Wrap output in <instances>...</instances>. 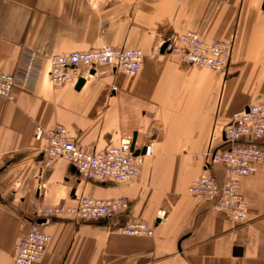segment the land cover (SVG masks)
I'll use <instances>...</instances> for the list:
<instances>
[{"label": "crops", "instance_id": "0c3cea01", "mask_svg": "<svg viewBox=\"0 0 264 264\" xmlns=\"http://www.w3.org/2000/svg\"><path fill=\"white\" fill-rule=\"evenodd\" d=\"M188 32L233 41L227 69L161 52ZM104 46L141 50L142 69L131 77L102 65L80 89L49 81L44 58ZM27 53L39 59L23 85ZM0 70L18 80L12 100L0 97V264H16L33 225L51 237L38 264H264V165L242 180L246 224L189 193L200 175L224 178L203 154L222 145L236 113L264 101V0H0ZM57 125L87 152L136 135L135 150L151 153L131 182L84 180L66 160H44L35 129ZM82 196L123 197L129 209L95 220L42 213ZM133 221L154 234L125 235Z\"/></svg>", "mask_w": 264, "mask_h": 264}, {"label": "built area", "instance_id": "2783aa9c", "mask_svg": "<svg viewBox=\"0 0 264 264\" xmlns=\"http://www.w3.org/2000/svg\"><path fill=\"white\" fill-rule=\"evenodd\" d=\"M168 50L184 64L223 72L231 60L233 41H207L198 32H188L169 41ZM25 56L27 62L22 67L23 85L28 82L39 59L34 53ZM44 61L52 84L71 85L81 78L86 79L87 71L96 70L102 65L133 77L144 65V54L135 48L104 46L89 51L54 54L44 58ZM17 86L18 80L13 74L0 70V97L12 100ZM223 134L222 145L215 150H207L202 158L205 165H221L224 178L200 175L192 183L189 193L196 200L208 204L212 210L226 214L233 223L242 225L248 221L249 210L241 191L242 180L264 165V101L236 113L223 129ZM34 137L45 142L46 163L64 159L75 167L84 180L131 182L140 173L144 156L151 153L150 147H147L144 155L135 156L130 141L102 151L87 152L62 125L50 129L38 126ZM128 209L129 203L123 197L101 199L82 196L74 207L48 208L43 209L42 213L50 216L70 212L86 220H95L124 213ZM122 231L131 237H149L154 234V225L133 221L127 223ZM50 242V235L33 225L15 246V263H40Z\"/></svg>", "mask_w": 264, "mask_h": 264}, {"label": "water", "instance_id": "95a60500", "mask_svg": "<svg viewBox=\"0 0 264 264\" xmlns=\"http://www.w3.org/2000/svg\"><path fill=\"white\" fill-rule=\"evenodd\" d=\"M169 45V42H166L163 46H162V49H161V52L164 53V51L167 49ZM85 83V80L83 78H81L78 83H77V89H80L82 87V85ZM135 143H136V135L134 137V140L132 142V150L134 151V154L135 156H138L140 154H145L146 153V148H144L142 151L140 150H135ZM75 167L72 168V171L75 172ZM37 224H42L45 222L44 219H38L36 220Z\"/></svg>", "mask_w": 264, "mask_h": 264}]
</instances>
